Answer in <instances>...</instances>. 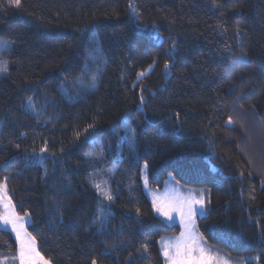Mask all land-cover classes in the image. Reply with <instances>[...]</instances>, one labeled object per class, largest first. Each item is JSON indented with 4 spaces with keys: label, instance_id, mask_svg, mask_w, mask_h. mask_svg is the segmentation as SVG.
I'll return each instance as SVG.
<instances>
[{
    "label": "trees",
    "instance_id": "1",
    "mask_svg": "<svg viewBox=\"0 0 264 264\" xmlns=\"http://www.w3.org/2000/svg\"><path fill=\"white\" fill-rule=\"evenodd\" d=\"M0 40V183L50 264H165L180 229L154 214L146 162L151 189L207 190L204 246L264 264V0H0ZM93 179L114 197L102 229ZM16 254L0 229V262Z\"/></svg>",
    "mask_w": 264,
    "mask_h": 264
},
{
    "label": "snow or ice",
    "instance_id": "2",
    "mask_svg": "<svg viewBox=\"0 0 264 264\" xmlns=\"http://www.w3.org/2000/svg\"><path fill=\"white\" fill-rule=\"evenodd\" d=\"M8 3L16 8L21 7V0H8ZM130 8L133 13H135L134 6L130 5ZM83 31V30H81ZM95 36L87 38V47L85 49L86 56L90 55V52L95 44ZM11 41L0 40V53L7 52L10 48ZM96 51L99 53V49ZM87 64V61L85 62ZM151 68V66H150ZM168 68V65L165 64V69ZM8 72V62L6 60H0V75H4ZM144 76V73L141 72L138 74L137 79H140ZM96 76L92 77V86L95 87ZM143 92L144 89L142 88ZM65 94L66 91H65ZM141 103H143V96H141ZM23 107L30 109L33 113H39L37 111L35 102L32 97L27 98V103ZM232 120L229 118L228 124H231ZM124 130L126 135L121 136L119 142H127L130 149H135V130L130 127L128 120L124 121ZM113 132L118 134V129L113 128ZM23 135V134H22ZM78 135V134H77ZM118 142V143H119ZM19 147V145H17ZM47 148L43 147L40 149V153L47 152ZM89 159L95 158L96 160H103V147L101 146L99 153L96 151L88 152L85 154ZM31 162V161H29ZM37 164L40 163L39 160L36 161ZM147 162L145 163V168H147ZM114 172V170H109ZM48 174V170L45 169V175ZM92 186L96 189L98 193V199L100 202L99 212L104 215V220L100 221L101 229L104 226V223L107 221V214L105 213L104 201L113 202L114 197L112 195L111 189L95 182V180L90 181ZM107 185V181L104 182ZM262 186H264V181H262ZM199 205V207H197ZM204 201L201 196L200 199H190L185 201L173 200L165 201L163 203L153 200L154 210L162 216H165L168 219H172L171 213L178 212L181 216V223L184 227V231L181 233V236L175 241L161 240L162 245V255L165 258L166 264H222L219 258L214 257L208 249L203 246V237L199 235L195 229V219L194 217L203 211ZM0 207L4 208V211L0 213V224L4 227L11 226V230L15 233L16 241L19 245L18 254L14 257L15 260H18L19 264H49V261L46 260L36 247L35 237L31 236L30 233L24 229V217L16 214L14 206L11 204L10 199L7 197V188L5 184H0ZM139 211V210H137ZM28 213H25L27 216ZM144 251H148L147 245H143ZM92 264H96V261L93 260ZM131 264V260H129Z\"/></svg>",
    "mask_w": 264,
    "mask_h": 264
},
{
    "label": "rangeland",
    "instance_id": "3",
    "mask_svg": "<svg viewBox=\"0 0 264 264\" xmlns=\"http://www.w3.org/2000/svg\"><path fill=\"white\" fill-rule=\"evenodd\" d=\"M0 60H1V58H0ZM9 70H10V67L8 65V72H9ZM8 72L4 75H0V77H6L8 75ZM141 173H142L143 187H144L145 193H146L147 197L149 198V200L151 201L152 205H153L154 199L159 203H163L165 201H173V200L185 201V200H190V199H200L201 196L203 197V201H204L203 211L194 217L195 229H196L197 228V219L203 217L206 214L205 197H206L207 190H205V189H193V190H189L187 193H185V192L181 193L179 191L180 188L171 179H169L166 182V185L164 186L163 190H154V189L149 188L147 185V168H145V165L142 166ZM0 184H3V183H0ZM7 197H8V195H7ZM197 207H199V205H197ZM3 211H4V208L0 207V213H2ZM153 211H154V214L159 219H161L163 222H165L168 225H178L179 229H180L179 235H177V236H165L159 240V251L162 255L161 240L164 239V240H169V241H175L176 239H178L181 236V233L184 231V227L181 223V216L178 212H175V211L172 212L171 213L172 219H168L165 216H162L159 213H157L154 210V208H153ZM21 217H24V229H26V231H27V226L29 225L30 220L27 216H21ZM0 229L11 232L13 234L15 240H16L15 233L11 230L10 225L7 227H4L2 224H0ZM203 246H204V244H203ZM36 247H37V243H36ZM204 247L206 249H208L214 257L219 258V260L222 262V264H259V258L255 257V256H250V257L243 258V259H237L235 257L229 258L228 256H226L222 253H219L217 251H212L209 248H207L206 246H204ZM18 248H19V245L17 243V254H18ZM17 254H16V256H17ZM162 257H163L164 262L166 264V261H165V258L163 255H162ZM0 264H3V262H0ZM14 264H19L18 260L14 259Z\"/></svg>",
    "mask_w": 264,
    "mask_h": 264
},
{
    "label": "crops",
    "instance_id": "4",
    "mask_svg": "<svg viewBox=\"0 0 264 264\" xmlns=\"http://www.w3.org/2000/svg\"><path fill=\"white\" fill-rule=\"evenodd\" d=\"M178 186V185H177ZM179 187V186H178ZM180 189H179V191L181 192V193H183V192H185V193H187L188 191H185V190H183L181 187H179Z\"/></svg>",
    "mask_w": 264,
    "mask_h": 264
}]
</instances>
